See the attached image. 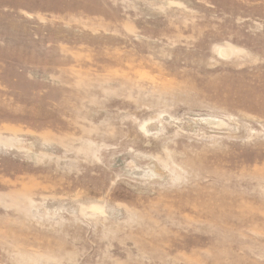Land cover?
I'll use <instances>...</instances> for the list:
<instances>
[{
    "label": "rangeland",
    "instance_id": "obj_1",
    "mask_svg": "<svg viewBox=\"0 0 264 264\" xmlns=\"http://www.w3.org/2000/svg\"><path fill=\"white\" fill-rule=\"evenodd\" d=\"M0 264H264V0H0Z\"/></svg>",
    "mask_w": 264,
    "mask_h": 264
}]
</instances>
